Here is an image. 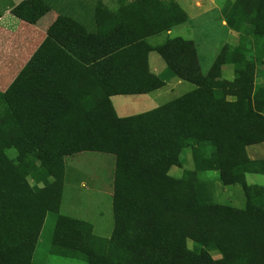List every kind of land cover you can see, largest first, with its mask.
<instances>
[{
	"label": "trees",
	"instance_id": "1",
	"mask_svg": "<svg viewBox=\"0 0 264 264\" xmlns=\"http://www.w3.org/2000/svg\"><path fill=\"white\" fill-rule=\"evenodd\" d=\"M172 6L164 4L169 16L158 31L187 20ZM221 14L238 44L224 46L204 73L195 43L178 36L155 47L78 46L73 55L49 38L37 48L0 93V264H30L45 215L57 207L61 159L84 151L113 158V229L99 237L60 216L53 253L85 264H264V187L245 180L264 174V159L246 152L264 142V81L254 82L264 64V0L228 1ZM151 50L194 88L118 117L110 96L163 85L148 70ZM13 148L16 159L6 153ZM173 166L179 177L169 174ZM206 171L241 185L244 208L216 202L212 183L198 176Z\"/></svg>",
	"mask_w": 264,
	"mask_h": 264
},
{
	"label": "crops",
	"instance_id": "2",
	"mask_svg": "<svg viewBox=\"0 0 264 264\" xmlns=\"http://www.w3.org/2000/svg\"><path fill=\"white\" fill-rule=\"evenodd\" d=\"M228 1L231 0L226 2ZM171 2L175 5L172 6L174 14L180 18L183 12L187 20L166 31H158L160 20L163 21L164 17L168 19L169 16L164 4ZM223 5L218 4L217 0H0V46H18L10 49L8 54L22 64L21 68L47 38L70 55L74 54L78 46H96L97 49L118 48L117 46L155 47L171 37L173 29H192L198 25L197 20L212 12H216L220 25L227 27L221 14ZM233 32L228 28L229 35ZM185 39L195 43L193 39ZM146 63L149 72L160 79L163 85L148 93L110 96V102L118 117L147 112L173 100L160 103L159 99L187 82L173 75L163 58L154 50L147 54ZM1 75L5 78L6 73L1 71ZM7 75L10 76L11 73ZM17 75L18 73L15 77ZM249 158L261 160L256 157ZM252 174L259 173H246L247 185L264 187V184L248 181ZM213 175L215 184L222 191L220 196L230 201L233 207L244 208L246 199L242 186L222 185L216 178L217 173L214 172ZM236 185L240 188L234 187ZM218 201L222 202L219 199Z\"/></svg>",
	"mask_w": 264,
	"mask_h": 264
},
{
	"label": "rangeland",
	"instance_id": "3",
	"mask_svg": "<svg viewBox=\"0 0 264 264\" xmlns=\"http://www.w3.org/2000/svg\"><path fill=\"white\" fill-rule=\"evenodd\" d=\"M226 1L227 0H217L218 4L221 5ZM231 1L233 2L234 0ZM216 15V12H212L211 14L197 20L196 22L198 25L194 26L192 29L177 27L173 29L171 33V37L181 36L195 41L199 64L203 73L208 70L224 46H235L238 44L237 33L233 32L229 35L228 27H222L220 21L216 18ZM205 21H208L209 23L205 24ZM15 47L18 46H0L1 94L7 91L13 82L11 79L23 69V67L21 68L22 64H19L15 57H10L8 54L10 49ZM27 47L28 46H26V48ZM231 68V66L224 65L221 68L222 77L231 79ZM1 71L6 73L5 78L1 75ZM8 73H11V75L8 76ZM263 81L264 64L256 67L254 78L256 85ZM193 88L194 86L191 83L183 82L182 85L174 88L173 91L168 92L166 96L159 99L160 103H165L171 99L179 97L191 91ZM228 99L232 100L233 98L228 97ZM246 150L249 157H256L257 159L264 158V143L250 145ZM6 153L11 159H16L17 157V152L14 148L6 150ZM61 165V175L59 178H62V184L60 187V194L57 197V207L55 210L47 212L45 215L30 264H85V262L81 260L53 253L52 241L54 229L59 221L58 217L60 216L89 224L91 226V233L99 237L108 238L113 229V158L99 152L84 151L64 156V158L61 159ZM214 172L217 173L216 178L219 180L218 171L201 172L198 176L200 179L212 183L211 191L216 202L232 206L230 201H227L226 198L220 196L222 191L220 186L215 184ZM181 173V167L173 166L169 170V174L173 177H179ZM35 177L38 178L37 175ZM35 177H28V183L30 186L35 184ZM40 179L42 180V178ZM49 179L52 181L55 178L50 176ZM38 181L37 186L43 188L44 183L40 180ZM248 181L259 185L264 184V175L252 174L248 177ZM234 187L240 188L239 185ZM240 191L243 196L241 189ZM218 199L222 202H219ZM188 246L191 247L192 244L189 242Z\"/></svg>",
	"mask_w": 264,
	"mask_h": 264
}]
</instances>
